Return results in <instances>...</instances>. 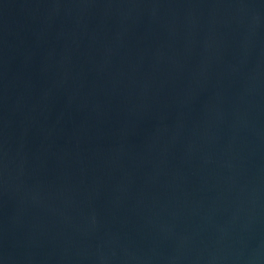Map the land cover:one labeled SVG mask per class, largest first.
<instances>
[{"label":"water","instance_id":"obj_1","mask_svg":"<svg viewBox=\"0 0 264 264\" xmlns=\"http://www.w3.org/2000/svg\"><path fill=\"white\" fill-rule=\"evenodd\" d=\"M0 264H264V0H0Z\"/></svg>","mask_w":264,"mask_h":264}]
</instances>
